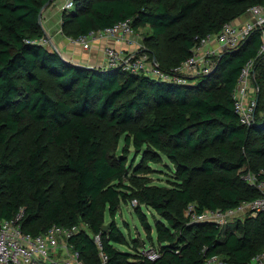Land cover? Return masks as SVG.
<instances>
[{"label": "trees", "instance_id": "1", "mask_svg": "<svg viewBox=\"0 0 264 264\" xmlns=\"http://www.w3.org/2000/svg\"><path fill=\"white\" fill-rule=\"evenodd\" d=\"M54 1L0 0V224L21 210L22 228L34 235L83 222L88 231L71 241L85 264H101L97 234L108 264H205L215 256L250 262L264 249V211L221 229L191 223L185 210L191 203L228 209L260 195L245 177L264 171V54L254 72L259 91L251 127L240 123L233 93L245 63L258 54L264 27L217 57L210 74L182 85L82 66L42 45L43 10ZM263 3L75 0L63 11V32L77 39L128 19L137 31L150 26L143 51L169 71L191 56L200 38ZM131 145L145 163L166 156L173 182L153 184L150 168L129 164ZM123 203L149 236L155 227L158 259L140 251L138 238L130 252L117 247L129 243L115 221ZM144 207L152 210L154 226Z\"/></svg>", "mask_w": 264, "mask_h": 264}, {"label": "built area", "instance_id": "2", "mask_svg": "<svg viewBox=\"0 0 264 264\" xmlns=\"http://www.w3.org/2000/svg\"><path fill=\"white\" fill-rule=\"evenodd\" d=\"M74 5L75 0H66L62 5V11L70 10ZM246 16H249L246 20L227 22L219 32L200 38L191 56L169 71L163 70L156 58L143 51L145 36L138 33L129 19L104 29L91 31L74 40L85 50H90L93 40L97 39H114L133 45L137 49L135 52L127 53L115 47H107L102 65L92 66L93 68H121L135 75L185 85L197 77L210 74L214 70L217 57L226 50L239 48L255 30L264 27V3L249 8ZM40 43L53 49L47 34L40 39ZM263 54L264 34L257 56L245 63L233 93L236 113L240 123L246 127H251L255 120L258 107L255 92L259 91V88L254 84V72L257 60ZM263 173V170L260 171V174ZM260 174L249 172L245 177L250 185L257 188L259 197L243 201L238 206L228 209L200 210L195 203H191L186 208L185 215L190 218L191 223H211L221 229L257 217L264 211V178ZM133 205H137V200H133ZM23 215L24 210H21L17 216L0 224V264H85L81 251L71 241L82 231H88L85 223L68 227L54 224L47 231L34 235L22 228ZM94 241L101 264H108L109 255L104 249L101 235L94 236ZM142 253L151 260L160 257L159 249L153 246ZM205 264L240 263L227 262L215 256L207 259ZM244 264H264V249L253 256L250 262Z\"/></svg>", "mask_w": 264, "mask_h": 264}, {"label": "rangeland", "instance_id": "3", "mask_svg": "<svg viewBox=\"0 0 264 264\" xmlns=\"http://www.w3.org/2000/svg\"><path fill=\"white\" fill-rule=\"evenodd\" d=\"M65 0H57L58 4L64 3ZM56 5V6H57ZM143 36H150L152 32L150 29H145L143 32L141 31ZM155 45V43H154ZM261 110L264 108V104L261 106ZM124 147V137L121 140L120 148L118 150V154H123ZM129 164L144 165L147 168H150L152 171L147 173L146 175L150 177L153 181V184L157 185H170L174 180L175 168L174 164L166 157L162 156V159L158 163H145L142 154H139L133 145L129 148V156H128ZM144 213L146 214L148 221L155 225L154 223V215L151 209L144 207ZM111 218L109 216L106 217V224H109ZM115 221L117 225L120 227L126 239L129 241L126 245H117L119 249L125 251H132L131 248L132 238H138L141 241L140 251H144L147 248L155 246L156 242V230L155 227L152 232V237L149 236L145 227L141 224L140 219L137 213L134 211V208L130 205V203H123L122 208L117 214Z\"/></svg>", "mask_w": 264, "mask_h": 264}, {"label": "crops", "instance_id": "4", "mask_svg": "<svg viewBox=\"0 0 264 264\" xmlns=\"http://www.w3.org/2000/svg\"><path fill=\"white\" fill-rule=\"evenodd\" d=\"M57 4L58 2L57 0H55L49 7H46L43 10L41 22L44 31L51 39L53 49L58 51L69 61L87 67L99 66L102 65L103 61L105 60V49L107 47H115L127 53L137 51L135 46L114 39L93 40L90 50L83 49V47L76 43L73 38L64 34L62 11V5L64 3H61L59 5ZM248 17L249 16H246L245 14L238 18L237 21H241L244 19L246 20ZM145 29H150V31L152 32L150 26H145L141 27L138 33L141 34V31L143 32V30ZM257 92H255L256 97Z\"/></svg>", "mask_w": 264, "mask_h": 264}, {"label": "water", "instance_id": "5", "mask_svg": "<svg viewBox=\"0 0 264 264\" xmlns=\"http://www.w3.org/2000/svg\"><path fill=\"white\" fill-rule=\"evenodd\" d=\"M90 68H93V67H90ZM109 225L105 226L104 229H106Z\"/></svg>", "mask_w": 264, "mask_h": 264}]
</instances>
